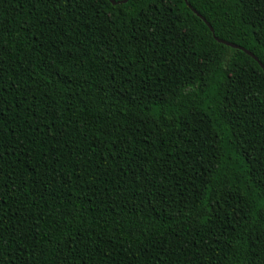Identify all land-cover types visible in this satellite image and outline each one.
Segmentation results:
<instances>
[{
    "label": "trees",
    "instance_id": "obj_1",
    "mask_svg": "<svg viewBox=\"0 0 264 264\" xmlns=\"http://www.w3.org/2000/svg\"><path fill=\"white\" fill-rule=\"evenodd\" d=\"M112 1L0 0V264H264V0Z\"/></svg>",
    "mask_w": 264,
    "mask_h": 264
},
{
    "label": "water",
    "instance_id": "obj_2",
    "mask_svg": "<svg viewBox=\"0 0 264 264\" xmlns=\"http://www.w3.org/2000/svg\"><path fill=\"white\" fill-rule=\"evenodd\" d=\"M111 3H113L114 4V2L112 1V0H109ZM127 2V0H124V1H122L121 3H126ZM187 5V4H186ZM187 7L200 19V20H202V22L206 25V27L209 29V31L213 34V30H212V28L210 27V25L208 24V23H206V21L202 18V17H200L194 10H192L191 9V7L189 6V5H187ZM218 42L219 43H223V44H225V45H227V46H229V47H231V48H234V49H239V50H241V51H243L244 53H246L248 56H250V57H252L257 63H258V61H257V59L254 57V56H252L249 52H247V51H245V50H243L242 48H239V47H237V46H235V45H232V44H228V43H226V42H223V41H221V40H218ZM259 64V63H258ZM259 66L262 68V66L259 64Z\"/></svg>",
    "mask_w": 264,
    "mask_h": 264
},
{
    "label": "snow or ice",
    "instance_id": "obj_3",
    "mask_svg": "<svg viewBox=\"0 0 264 264\" xmlns=\"http://www.w3.org/2000/svg\"><path fill=\"white\" fill-rule=\"evenodd\" d=\"M237 3L241 4L242 6L245 5L249 0H236ZM257 15L261 16V25L264 26V14L257 13Z\"/></svg>",
    "mask_w": 264,
    "mask_h": 264
}]
</instances>
